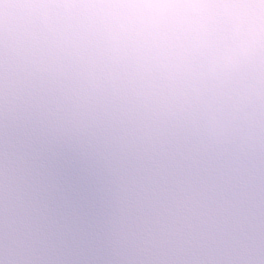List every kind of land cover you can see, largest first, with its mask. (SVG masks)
<instances>
[{"label":"snow or ice","instance_id":"6c2138e0","mask_svg":"<svg viewBox=\"0 0 264 264\" xmlns=\"http://www.w3.org/2000/svg\"><path fill=\"white\" fill-rule=\"evenodd\" d=\"M254 107L242 105L239 111L244 113ZM232 114L231 106L221 113L225 118ZM129 127L128 121L98 105L89 109L50 107L14 122L0 108L4 220L10 211V186L14 185L35 251L52 250L44 226L54 213L75 230L74 236L79 234L99 245L107 242L127 249L125 233L136 212L150 207L157 174L203 166L228 203L227 247L231 255L215 261L179 264H264V113L256 128L255 148L243 143L247 132L243 122H237L229 143L213 139L195 101L184 114L158 120L145 139L129 134ZM4 231L7 250L6 223ZM0 264L10 261L0 259ZM15 264L159 262L143 258L67 262L37 256Z\"/></svg>","mask_w":264,"mask_h":264}]
</instances>
